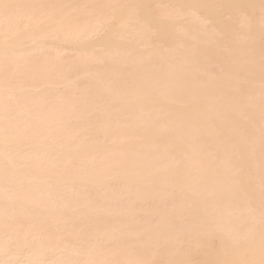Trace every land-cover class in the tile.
<instances>
[{
  "label": "bare ground",
  "instance_id": "6f19581e",
  "mask_svg": "<svg viewBox=\"0 0 264 264\" xmlns=\"http://www.w3.org/2000/svg\"><path fill=\"white\" fill-rule=\"evenodd\" d=\"M0 264H264V0H0Z\"/></svg>",
  "mask_w": 264,
  "mask_h": 264
}]
</instances>
